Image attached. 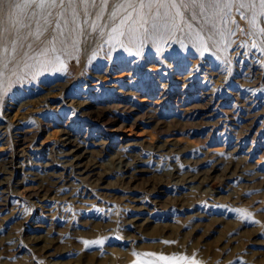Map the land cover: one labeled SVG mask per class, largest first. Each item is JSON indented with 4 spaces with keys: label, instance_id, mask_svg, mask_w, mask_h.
Here are the masks:
<instances>
[{
    "label": "rangeland",
    "instance_id": "1",
    "mask_svg": "<svg viewBox=\"0 0 264 264\" xmlns=\"http://www.w3.org/2000/svg\"><path fill=\"white\" fill-rule=\"evenodd\" d=\"M182 10L140 55L108 11L64 68L42 70L50 30L2 70L0 264H264V36L233 9L214 45Z\"/></svg>",
    "mask_w": 264,
    "mask_h": 264
},
{
    "label": "snow or ice",
    "instance_id": "2",
    "mask_svg": "<svg viewBox=\"0 0 264 264\" xmlns=\"http://www.w3.org/2000/svg\"><path fill=\"white\" fill-rule=\"evenodd\" d=\"M182 9L190 11L189 20L202 18L203 24L200 27L201 30L208 28L209 40L217 35L223 38L225 33L230 37L240 30L239 24H235V28L229 27L234 23L233 9L250 25L249 35L264 36V27H260L264 23V0H0V69H7L21 40L39 42L50 30L58 31L49 40L51 48L45 47L40 52V56L45 57L42 70L58 71L64 68L62 56H71L74 49L78 50L85 31L84 24L88 25L92 33L103 36L102 28L106 25L97 22L104 20L105 12L108 11L111 21L119 19V24L111 29L106 42L111 44L115 41L126 50H129L128 45H132L136 48L133 54L140 55L146 41L152 40L154 44L167 43L176 35L177 30H183L181 26L186 23L187 12ZM93 16L97 22L90 23L87 19L81 22L82 17ZM218 43L213 40L214 45ZM57 44L60 45L59 49ZM27 46L32 48L31 43ZM200 47L207 50V42L201 39ZM252 47L258 45L254 43ZM259 47L264 52V40L260 41ZM49 52L53 53L51 58H48ZM57 64L60 68H56ZM36 74L38 73L28 75L34 79ZM2 77L3 71L0 70V78ZM21 79L23 77H17V80ZM6 91L7 89H0V101ZM240 216L250 217L251 213L240 210ZM83 243L86 246L102 247L104 241Z\"/></svg>",
    "mask_w": 264,
    "mask_h": 264
},
{
    "label": "bare ground",
    "instance_id": "3",
    "mask_svg": "<svg viewBox=\"0 0 264 264\" xmlns=\"http://www.w3.org/2000/svg\"><path fill=\"white\" fill-rule=\"evenodd\" d=\"M58 30H56V32H57ZM65 31H67V29H65ZM56 32L55 33H45L42 37H41V40L44 38V37H46L48 34V37H49V39L48 40H50L54 35H56ZM40 40V41H41ZM39 41V42H40ZM39 42H34V41H31V40H29L28 41V43L26 44V46H25V44H24V40H21L20 42H19V44L17 45V52L19 51V52H24V53H26L27 51H29V50H31V49H29L28 48V44L29 43H31L32 44V46L35 44V43H39ZM82 42H85V34L83 33V35H82V37H81V40H80V43H79V45H78V48H79V46H81V44H82ZM59 47H60V45L59 44H57V49H59ZM17 52H16V54H15V57L12 59V62L14 63V61L16 60V58L18 57V55H17ZM18 52V53H19ZM75 52L76 51H72V55L71 56H65L66 57V59L67 60H69V61H71L72 59H74L73 57H75ZM0 70H3V69H0ZM48 85V84H47ZM95 85V84H94ZM60 86V85H59ZM54 90V89H53ZM167 95H166V93H164V97H166ZM84 102V101H83ZM27 104V103H26ZM80 105H81V103H80ZM82 105H83V103H82ZM76 117V116H75ZM1 126V125H0ZM3 138V137H2ZM71 141V140H70ZM87 147V146H86ZM78 149V148H77ZM83 150V149H82ZM77 151L78 150H73L71 153L70 152H68L66 155H71V157H74V160L72 161V162H70V164L68 165V166H70V167H74L77 171H78V174H79V176L80 175H84L85 174V165L81 162V160H80V157H77L76 156V153H77ZM72 159V158H71ZM13 161V160H12ZM9 162V161H8ZM68 164V163H67ZM10 165V164H9ZM87 173V172H86ZM137 223V222H136Z\"/></svg>",
    "mask_w": 264,
    "mask_h": 264
}]
</instances>
